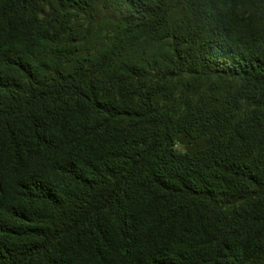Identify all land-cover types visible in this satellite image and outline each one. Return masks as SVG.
<instances>
[{
    "label": "trees",
    "instance_id": "obj_1",
    "mask_svg": "<svg viewBox=\"0 0 264 264\" xmlns=\"http://www.w3.org/2000/svg\"><path fill=\"white\" fill-rule=\"evenodd\" d=\"M0 264H264V0H0Z\"/></svg>",
    "mask_w": 264,
    "mask_h": 264
}]
</instances>
